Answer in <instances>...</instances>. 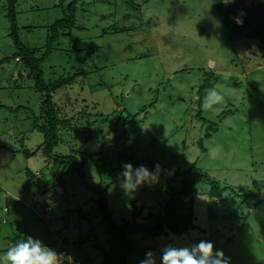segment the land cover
Returning a JSON list of instances; mask_svg holds the SVG:
<instances>
[{"label":"rangeland","instance_id":"374dc122","mask_svg":"<svg viewBox=\"0 0 264 264\" xmlns=\"http://www.w3.org/2000/svg\"><path fill=\"white\" fill-rule=\"evenodd\" d=\"M70 2L17 0V36L36 58ZM223 2L76 0L73 26L59 29L40 69L59 122L53 151L85 161L83 182L70 167L62 176V168L36 151L43 135L32 123H49L46 93L35 88L17 54L7 3L0 0V60L7 59L0 63V148L17 152L0 167V260L30 236L61 254L64 264H102L96 245L107 250L111 242L95 190L118 224L133 218L152 224L163 215L172 173L195 162L225 187L222 202L210 197L208 181L198 182L194 196H182L187 214L193 203V227L130 234L141 255L134 252L129 262L203 239L230 264H264V39L225 29L215 5L227 8ZM235 3L251 33L260 0ZM207 72L211 85L199 93ZM211 90L223 100L204 108ZM200 95L208 122L196 118ZM24 149L36 151L29 156L40 159L35 169L23 171ZM126 163L150 171L159 164L160 182L130 197L121 187ZM172 186L179 189L178 179Z\"/></svg>","mask_w":264,"mask_h":264},{"label":"trees","instance_id":"16d2710c","mask_svg":"<svg viewBox=\"0 0 264 264\" xmlns=\"http://www.w3.org/2000/svg\"><path fill=\"white\" fill-rule=\"evenodd\" d=\"M7 3V18L10 21L11 26V37L14 40V45L16 50L18 51V55L22 58L23 63L29 69V72L34 81V86L39 92L46 93V103L47 104V114L49 116V123L44 125H39L37 120H34L32 123V127L40 132L43 135V141L38 145L36 151L41 150L48 159H51L53 163H55L59 168H62V176L64 170L67 167L71 168L72 172H76L80 175L82 181H85V173L83 170L84 163L78 161L72 155H59L54 153L53 149L58 143V125L59 122L56 118L55 110L51 104V96L49 94V88L44 83L42 77V71L40 69L41 63L45 60V58L50 54L53 43L57 40L59 36V29L63 28H71L73 26L74 20V8L76 6V0H71V2L67 6L66 15L57 19L53 25L50 27V36L46 39V50L41 58H36L34 53L30 51L25 45H23L18 36H17V23L15 17V5L17 0H5ZM146 1V0H145ZM241 2L245 0H235V2ZM217 7V11L219 13V19L222 23V26L225 29L235 28L244 36H252V35H260L264 39V3L258 4L255 8L256 18L259 20L257 25L251 29V33L249 31H244L245 28L249 29L250 26H237L234 22V17H236L241 9L238 8L237 3H232L224 8L220 6V4H215ZM230 7V8H229ZM229 8V9H228ZM251 17V13H248L247 18ZM7 61V59H1L0 63ZM212 74L207 72L205 74V78L199 88V93L203 90L209 88L211 85ZM198 104V113L196 118L203 122H208L204 117L201 116L202 110V96L200 95ZM11 111L19 110L20 108L12 109V107L8 108ZM210 126V125H209ZM209 137V135H207ZM34 151V152H36ZM25 152V153H24ZM32 151H28L27 149L23 150V154L25 157L32 156L34 154ZM28 172V171H27ZM30 174V173H29ZM31 175V174H30ZM178 179L179 189L176 190L172 183L174 180ZM208 181L210 184L209 195L211 198H215V201L218 203L222 202V192H224L225 187H221L218 182L215 180H210L209 175L206 172L201 171L195 162L190 163V165L179 172L172 173L171 178L168 181V193L169 196L165 199L163 203V215L158 217L157 222L149 223H138L135 221L136 218H133L131 223L125 221L123 224H118L111 216V212L108 208L107 202L102 194L95 190L98 194V199L95 201L97 205V209L102 214V220L107 225V232L110 239V246L107 250H105L100 245H96L99 249V253L102 257V264H131L129 262V256H131L134 252L138 255H141V252L136 249L133 243L129 239L130 234L142 233L144 235H152L157 236L165 230H170L172 232H183L184 230L193 227L192 223V201L191 206L189 205L190 213H186L183 209L185 206L187 199L185 197H192L196 193V184L200 181ZM167 194V193H166ZM260 199L256 200L253 207L250 210H253L255 206L260 203ZM208 212H211L209 210ZM250 212V211H249ZM135 214V211L133 212ZM136 216V215H135ZM142 259V258H141Z\"/></svg>","mask_w":264,"mask_h":264},{"label":"clouds","instance_id":"9594fccd","mask_svg":"<svg viewBox=\"0 0 264 264\" xmlns=\"http://www.w3.org/2000/svg\"><path fill=\"white\" fill-rule=\"evenodd\" d=\"M223 3L228 5L235 3V0H227ZM261 3H264V0H261ZM245 16L246 13L241 11L233 18L235 24L242 26ZM205 99L206 103L203 107L211 108L214 104L220 103L223 97L215 90H211ZM161 171L159 164L154 165L150 171L144 165L133 167L126 163L120 174L121 187L131 197L141 186L158 184ZM0 264H64V261L61 254L54 249L49 248L39 239L29 236L9 248L0 260ZM139 264H230V258L225 256L223 250H214L211 241L202 239L186 246L166 245L160 249L158 255L149 250L144 253Z\"/></svg>","mask_w":264,"mask_h":264},{"label":"crops","instance_id":"0c3cea01","mask_svg":"<svg viewBox=\"0 0 264 264\" xmlns=\"http://www.w3.org/2000/svg\"><path fill=\"white\" fill-rule=\"evenodd\" d=\"M4 150H5L4 148H0V159H1L0 167H3V165H4V164H2V160H4V162H8L9 163L10 161L13 160L15 155H17V152H15L14 155H12L11 151H8L7 153L4 154V152H3ZM20 153L23 155L24 160H25L23 171H26L28 168L35 169L34 167H36L38 165V161L40 159L36 158L37 159L36 160L34 157H32V158L29 157V158L26 159L24 154L22 152H20ZM5 191L9 192L8 190H5ZM10 243H11V241H10Z\"/></svg>","mask_w":264,"mask_h":264}]
</instances>
